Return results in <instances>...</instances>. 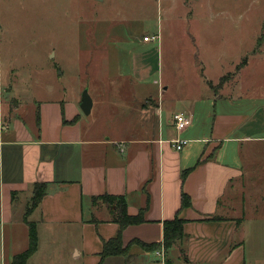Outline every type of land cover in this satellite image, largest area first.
Returning <instances> with one entry per match:
<instances>
[{"label":"crops","instance_id":"1","mask_svg":"<svg viewBox=\"0 0 264 264\" xmlns=\"http://www.w3.org/2000/svg\"><path fill=\"white\" fill-rule=\"evenodd\" d=\"M171 1L163 2L166 14ZM263 38L264 31V94ZM114 50L99 75L111 118L107 105L92 97L87 117H95L85 120L81 94H52L37 102L34 119L2 130L0 264H13L29 249L32 225L37 246L24 264H99L104 243L120 231L109 205L98 200L106 195L124 196L132 216L146 209L145 223L122 231L124 246L162 243L164 223L176 216L186 237L169 250L132 245L129 258L110 256L103 264H264V109L245 95L198 92L170 100L168 87L146 89L154 68L145 56L133 60L134 103L126 107L124 88L114 81L124 77ZM117 113L134 119L118 123ZM179 113L191 118L183 133L174 125ZM176 139L188 140L181 151ZM35 183H47L48 193L28 214ZM19 195L29 203L22 215ZM163 250L164 258L157 255Z\"/></svg>","mask_w":264,"mask_h":264},{"label":"rangeland","instance_id":"2","mask_svg":"<svg viewBox=\"0 0 264 264\" xmlns=\"http://www.w3.org/2000/svg\"><path fill=\"white\" fill-rule=\"evenodd\" d=\"M175 1L166 14L164 0H0V138L15 120L34 119L37 102L52 94L71 98L89 89L111 118L99 75L114 49L124 76L114 81L124 88L126 107L134 103L133 60L145 56L154 68L146 89L168 87L170 100L245 95L264 109V0ZM146 37L158 39L146 44ZM115 115L118 123L134 119ZM16 200L22 215L28 197Z\"/></svg>","mask_w":264,"mask_h":264},{"label":"trees","instance_id":"3","mask_svg":"<svg viewBox=\"0 0 264 264\" xmlns=\"http://www.w3.org/2000/svg\"><path fill=\"white\" fill-rule=\"evenodd\" d=\"M47 188V183H35L33 185V197L29 206L28 214L31 213L32 210L38 208L39 204L47 196ZM98 200H101L106 205H109L113 215V221L120 226V231L117 234V237L112 238L108 242L104 243L101 253V261L99 264H103V261L110 256H122L129 258V248L132 245H139L147 251H155V248L159 246H162L165 248V250H169L171 247L186 237L184 234V221L180 219L179 216H176L174 219L164 223V240L162 243L147 244L141 240H135L129 243L127 246H124L122 231H124V229L128 226L145 223L147 221L145 220L146 209H141L138 215L132 216L128 213V205L124 196L114 197L106 195ZM182 204L183 207L190 204L189 199L186 196L183 197ZM30 238L31 240L29 249L22 253V255L18 256L13 264H24L26 259L30 257L33 254V251L36 249L38 238L36 236V228L34 225H32L30 228Z\"/></svg>","mask_w":264,"mask_h":264},{"label":"built area","instance_id":"4","mask_svg":"<svg viewBox=\"0 0 264 264\" xmlns=\"http://www.w3.org/2000/svg\"><path fill=\"white\" fill-rule=\"evenodd\" d=\"M158 39V37L148 38L146 37L144 40L145 42H150L151 40ZM174 125L176 127L177 132L183 133L186 129L189 128L191 125V118L186 113H179L174 116ZM172 143L174 144V147L181 151L183 149V146L188 143V140L186 139H176L173 140ZM157 255L164 258L165 253L163 251H158Z\"/></svg>","mask_w":264,"mask_h":264},{"label":"water","instance_id":"5","mask_svg":"<svg viewBox=\"0 0 264 264\" xmlns=\"http://www.w3.org/2000/svg\"><path fill=\"white\" fill-rule=\"evenodd\" d=\"M81 99H82V103L80 106L81 110L83 114H85L86 116H89L92 110V107H93V99L91 98L89 94V89L84 90Z\"/></svg>","mask_w":264,"mask_h":264}]
</instances>
